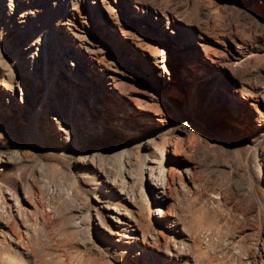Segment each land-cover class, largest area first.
<instances>
[{"label":"rangeland","instance_id":"rangeland-1","mask_svg":"<svg viewBox=\"0 0 264 264\" xmlns=\"http://www.w3.org/2000/svg\"><path fill=\"white\" fill-rule=\"evenodd\" d=\"M185 66L194 84L211 78L197 68L222 73L230 111L191 135L157 121ZM48 81L62 117L44 108ZM256 108L264 127V0H0V264H264V172L257 183L246 164L264 146ZM141 109L148 134L127 117ZM28 139L36 150L5 162ZM144 160L174 173L171 191L151 192Z\"/></svg>","mask_w":264,"mask_h":264},{"label":"bare ground","instance_id":"bare-ground-1","mask_svg":"<svg viewBox=\"0 0 264 264\" xmlns=\"http://www.w3.org/2000/svg\"><path fill=\"white\" fill-rule=\"evenodd\" d=\"M251 9L253 11H256L254 7ZM110 49L113 52L114 56L117 59H119V56L122 54V47H121L120 42L119 43L112 42ZM69 50L70 52H68L67 54L76 55L77 52L79 51V45H77V43H72L71 45H69ZM168 51H169V54H167V60H169L171 63L174 64L176 60L175 56L177 54L174 51H171V50H168ZM234 56L237 61H241V59L244 57V55L238 50ZM165 67L168 68V65L166 64ZM143 70H144L143 74L146 75V77H153L155 75V73L150 67L144 68ZM51 71H53V69ZM184 71H185V76L187 77V80H185L184 84H182L183 87L185 88V92L183 93V96L181 97V99H177L175 97H170L166 99L164 98L166 100L165 101V111L163 114L158 116L159 118H157V121H159L160 123H162L164 126H167V127H171L172 125H174V122H175L176 126L179 127L183 135H191L189 134L190 129L194 127H199V128L206 130L207 122L219 121L217 115L222 117L224 114H226V117H227L230 111L223 109L224 107L222 103V96L220 94V86L222 85V78H223L222 73H217V71H212L208 68H205V70H203L202 68L201 70H198L197 68L196 69L197 74L201 75V74L207 73L211 78L206 79L201 82H199V79H200L199 78L198 79L199 83L194 84L196 78L191 77L192 75L190 73V70L188 69V66H185ZM45 72L48 76H50L47 69L45 70ZM168 74H169L168 71L164 70L160 74L161 75L160 79L165 80L169 78ZM51 87H52V81H48L45 87L46 90L44 91L48 99L45 100L44 108L46 104L50 106L52 105L49 110L53 111L54 116L62 117L61 112H60L61 106L59 104V101L57 100V97L52 92ZM174 87L175 85H173V88ZM205 92L207 94H205ZM141 110H143L146 113H141L140 115H138L135 112H130L127 114V117L129 118V123L131 122L135 124L138 132L148 134L151 130L150 123H151L153 115L148 113L149 111H146L144 109H141ZM36 113L38 114V118L42 116V113L39 112L38 109ZM255 113L260 119V121L258 120L259 124L255 125V128L257 127V131H258L264 128L261 126L262 124H260L263 119V115H262V111L260 112L258 108H256ZM170 118H172L174 121L170 122L168 120ZM261 133L264 134V130ZM26 138H29V137H26ZM218 139L221 140L220 138ZM183 142L178 137V138H175V140H173V142L169 145L174 155H178V153L184 148ZM72 143H73L74 149L75 148L76 149L86 148L88 146L94 147L97 145L99 147H102V144H101L102 141H99L98 138H94V139L87 140V141L84 140L78 144V141L76 140V138L73 137ZM32 145H35V141L28 139V141H25V144L22 147L13 148L12 153L9 156L5 157V162L13 163L16 160L19 162L20 160L24 159L23 158L24 155H22V152L24 151L29 152L30 150H36V148ZM138 145L141 146L142 142H139ZM41 148L43 150L49 149V147L46 144H43ZM19 154L21 156H19ZM145 162H146L145 160L141 162L139 166V173L141 175V178L143 179L146 173V169L148 170V174L150 176V181H151L150 185L152 187L150 189L151 192L153 194H156V193L164 194L166 191H171L173 189V185L171 182L175 178L174 173L168 172L167 174H164V172L161 171L157 176H154V173H153L154 168L147 167ZM92 163H94L93 157L88 161V164L95 168L98 167V165L92 164ZM128 164H129L128 160H125L123 165L127 167ZM246 164H247V168L251 176L253 174L256 182L260 183L261 182V172L262 171L264 172V146H259L257 144L253 147L251 146L247 153ZM123 172H125L130 178H132V176H130L129 170L124 169ZM188 172L189 171H187V174ZM177 180L178 182H180V177L177 176ZM112 181L114 182L115 179H113ZM119 185L121 186L122 189H124L126 186V183L123 180H121L119 181ZM1 198L2 197L0 193V199ZM28 202L31 205V202L30 201ZM18 205L15 206L17 207L16 209L17 215L20 216L22 214H25L24 211L18 207ZM7 207L9 208V211H10L11 209L10 205L7 204V206H5V204L3 203L2 205H0V209L3 211L4 214L7 212L5 210ZM152 207L155 210V214H156V210H159L160 212L159 214H164L160 208L157 209L155 206H152Z\"/></svg>","mask_w":264,"mask_h":264}]
</instances>
